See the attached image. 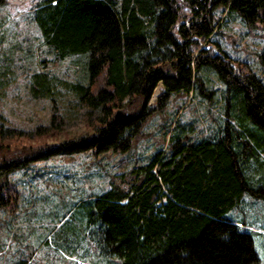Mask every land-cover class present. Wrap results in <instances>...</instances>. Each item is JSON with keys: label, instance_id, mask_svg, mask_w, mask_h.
Here are the masks:
<instances>
[{"label": "trees", "instance_id": "obj_1", "mask_svg": "<svg viewBox=\"0 0 264 264\" xmlns=\"http://www.w3.org/2000/svg\"><path fill=\"white\" fill-rule=\"evenodd\" d=\"M212 5L246 24L264 23V0H42L34 19L54 58L86 54L85 82L65 84L95 112L94 125L76 138L30 147L9 146V138H19L0 128V209L12 208L19 195L6 180L11 170L50 155L128 149L154 86L161 88L153 104L161 107L170 92L191 88L196 70L209 67L229 92L222 94L227 119L219 134L193 140L167 125L162 150L111 175L107 188L87 198L86 220L99 249L119 264L256 263L251 232L226 213L244 193L264 199L246 172L250 160L264 167V83L246 62L199 46L213 30ZM257 60L264 70V46ZM51 86L45 71L31 73L33 97L54 104ZM54 109L52 128L61 120ZM11 264L34 263L22 257Z\"/></svg>", "mask_w": 264, "mask_h": 264}, {"label": "rangeland", "instance_id": "obj_2", "mask_svg": "<svg viewBox=\"0 0 264 264\" xmlns=\"http://www.w3.org/2000/svg\"><path fill=\"white\" fill-rule=\"evenodd\" d=\"M41 2L0 3V128L19 138H9V146L30 147L76 138L90 132L94 125L95 112L78 103L65 84L85 82L86 54L54 58L34 19ZM210 11L213 30L199 46L214 50L217 46L231 60L246 62L264 83V70L257 60L264 46V23L246 24L236 13H227L219 5H212ZM41 70L51 77L54 104L48 97L29 93L31 73ZM194 76L197 81L189 90L170 92L161 107L153 104L161 88L159 82L154 86L145 106L148 115L128 149L50 155L32 159L7 173V182L19 195L12 208L0 209V264H11L22 257L34 264H119L99 249L95 226L86 220L85 202L108 187L111 175L142 164L155 150H162L161 131L167 125L172 124V131L185 133L193 140L219 134L227 119L222 94L229 92L209 67L199 68ZM52 105L61 119L56 128L48 124ZM39 129L43 133L38 135ZM263 168L250 160L246 172L251 184L261 185L264 190L257 178L259 173L264 179ZM226 215L244 222L258 256L253 264H264V199L244 193Z\"/></svg>", "mask_w": 264, "mask_h": 264}]
</instances>
